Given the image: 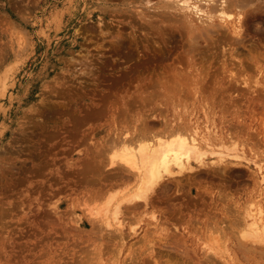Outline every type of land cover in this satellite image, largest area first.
<instances>
[{
  "label": "rangeland",
  "instance_id": "obj_1",
  "mask_svg": "<svg viewBox=\"0 0 264 264\" xmlns=\"http://www.w3.org/2000/svg\"><path fill=\"white\" fill-rule=\"evenodd\" d=\"M166 1L0 0V264H202L206 255L215 264H264V243L250 244L244 230L247 214L264 210V0H241L250 8L226 0L235 6L226 12L243 21L239 37L216 17L185 16ZM236 37L241 45L231 44ZM182 73L183 84L165 95L161 80ZM230 77L241 79L235 90L224 87ZM177 121L240 158L209 155L210 167L174 168L147 206L123 202L122 215L104 216L135 183L108 166L116 141L134 146ZM240 230L252 249H235Z\"/></svg>",
  "mask_w": 264,
  "mask_h": 264
},
{
  "label": "bare ground",
  "instance_id": "obj_2",
  "mask_svg": "<svg viewBox=\"0 0 264 264\" xmlns=\"http://www.w3.org/2000/svg\"><path fill=\"white\" fill-rule=\"evenodd\" d=\"M137 1V0H136ZM139 1V0H138ZM232 1V0H231ZM233 1H235L236 2V0H233ZM238 2L237 3H239V0H237ZM131 2H132V0H131ZM141 2V1H140ZM217 2V0L215 1V0H167L165 3H164V5H163V7H167V8H172V9H174V11H179V10H184V12L186 11L187 13H189V15H187V14H185V16H191L190 15V13L191 14H193V15H196V16H198V18H200V16H201V18L203 17V15L205 16V18H207L208 19V21L210 20V22H211V24H212V22H213V20L211 21V19H213L214 17H216V19H220L222 22L224 21L225 23H226V25H227V27L229 28V31L231 32V34H233V35H235V36H238L239 37V35L241 34V27L244 25H241V23L243 22L241 19H240V17L238 16L239 14H236L237 15V17H235V19H234V16L232 17V15L233 14H231L232 13V11H231V13L230 14H228L226 11H227V9H229V8H231V5H232V7L234 6L233 5V2H232V4L231 3H229L228 1H224V0H222V1H220V3H218L217 5L218 6H215L216 3ZM242 1L240 0V3H241ZM244 3V2H243ZM243 3H241V4H243ZM247 3V1L244 3V4H246ZM258 3V2H257ZM240 4V5H241ZM249 4V3H248ZM251 4V3H250ZM124 5V4H123ZM145 5V4H144ZM203 5H207V10H206V8H205V11L203 10L204 9V7H203V9H202V6ZM237 5V4H236ZM253 5V4H252ZM252 5H250L249 7H248V5L246 4V6L248 7V8H250ZM245 6V5H244ZM245 6V8H247ZM257 6V5H256ZM220 7V8H219ZM235 7V6H234ZM236 7H240V6H236ZM243 7V6H242ZM242 7H240V9H243ZM254 7V6H253ZM166 8V9H167ZM244 8V9H245ZM256 8H258V6L256 7ZM236 9V8H235ZM235 9H234V11H235ZM238 9V8H237ZM240 9H239V11H240ZM230 10V9H229ZM166 11V10H165ZM238 11V12H239ZM246 11V10H245ZM162 12V11H161ZM237 12V11H236ZM237 12V13H238ZM244 11H242L241 10V12L240 13H242V15H240L241 17L242 16H245V18H246V15H244L245 13H243ZM146 14V13H145ZM165 14H167V13H165ZM253 14V13H252ZM235 15V16H236ZM254 15V14H253ZM166 16H168V14L166 15ZM169 16H171V15H169ZM178 16H180V15H178ZM182 16V15H181ZM185 16H183V17H185ZM196 16H194V17H196ZM200 18V19H201ZM182 19V18H181ZM185 19H188V18H185ZM193 19V18H192ZM243 19V18H242ZM204 20V19H203ZM206 20V19H205ZM215 20V19H214ZM185 21V20H184ZM189 21V20H188ZM190 21L192 22V20L190 19ZM217 21V20H216ZM218 22V21H217ZM220 22V21H219ZM218 22V23H219ZM209 23V22H208ZM166 24V23H165ZM192 24V23H191ZM221 23H219L218 25H220ZM186 25V24H185ZM184 25V26H185ZM189 25V24H188ZM222 25V27L224 26V24H221ZM209 27H210V25H208ZM216 26V25H215ZM191 27H192V25H191ZM204 27V26H203ZM218 27V26H217ZM221 26H219L218 28H220ZM221 27V28H222ZM225 27V26H224ZM189 28V27H188ZM193 28V27H192ZM195 28V27H194ZM207 28V31H204V32H210V31H212L213 30V28L214 29H216L214 26H212L211 28H212V30H208V27H205V29ZM220 28V29H221ZM227 28V29H228ZM202 29V28H201ZM201 29H199V30H197V32L198 31H200ZM204 29V30H205ZM210 29V28H209ZM226 29V30H227ZM190 30V28L188 29V31ZM195 30V31H196ZM203 31V30H202ZM216 31V30H215ZM215 31H213V33L215 34ZM190 32V31H189ZM188 32V33H189ZM217 32V31H216ZM244 32V31H243ZM191 33V32H190ZM190 33H189V35H190ZM212 33V34H213ZM197 34V33H196ZM202 34V35H201ZM201 34H199L198 33V35L200 36H203V32H201ZM213 34V35H214ZM217 34V33H216ZM192 35H193V33H192ZM212 35V36H213ZM224 36V35H223ZM193 37H195V36H193ZM204 37H208V35L206 36V34L204 35ZM221 38V37H220ZM225 38H227L226 36L224 37V39ZM229 38H231V37H229ZM237 38V37H236ZM196 39H198V38H196ZM209 39H210V35H209ZM212 39V38H211ZM219 39V38H218ZM223 39V40H224ZM237 39H239V38H237ZM241 39H242V37H241ZM241 39H239V40H236V39H234V41L231 43L232 45L235 43V41L236 42H238V41H240V42H238L239 44L240 43H242V41H241ZM220 40V39H219ZM223 40H222V42H223ZM227 41H228V39H226ZM226 40H224V41H226ZM233 40V39H232ZM218 41V40H217ZM229 42V41H228ZM231 42V41H230ZM118 43V42H117ZM116 43V44H117ZM194 43V42H193ZM238 43H236L234 46V48H237L238 49V46H236V45H239ZM191 44V43H190ZM230 44V43H229ZM228 44V45H229ZM230 44V45H231ZM229 45V46H230ZM241 45V44H240ZM193 46V45H192ZM228 46V47H229ZM198 48V47H197ZM229 48H231V46L229 47ZM228 48V49H229ZM230 50V49H229ZM231 50H233V47H232V49ZM230 50V51H231ZM235 54V53H234ZM239 55H240V53H238ZM238 54L236 53L235 55L236 56H238ZM234 55V56H235ZM235 56V57H236ZM247 60H249V59H247ZM240 61V60H239ZM241 62H242V60H241ZM243 63V62H242ZM242 65V64H241ZM257 65V64H256ZM186 73V72H185ZM188 74V73H187ZM196 74H198V75H200L199 73H196ZM179 75V77L178 76H176V77H173L172 78V80L174 79V81H170L169 82V80H164L165 82H163L162 80H161V85H160V87H159V85H158V87L160 88V89H162L163 90V92L165 93V95H171L172 94V92L173 91H175L174 90V88L175 87H177L178 86V84L180 85V84H183V82H182V80L184 81L185 79H183V78H181L182 76H183V73L182 74H178ZM181 75V76H180ZM184 77V76H183ZM188 78H190V76L188 77ZM193 79H192V84H194V85H196V90H195V92H199V90H200V87H199V85H198V83L195 81H193L194 80V78L195 77H192ZM197 78L198 77H196V79L195 80H197ZM200 78V77H199ZM229 79V83H227V85L226 86H224L225 88H231V89H233V90H235L234 88H237L238 87V85L240 84V83H238L239 82V80H240V82H241V79H237L236 80V77L234 78V77H230V78H228ZM244 79V78H243ZM188 80H191V79H188ZM199 80V79H198ZM245 80V79H244ZM157 82V81H156ZM257 82V81H256ZM256 82H254V83H256ZM154 84H155V82H153ZM160 83V82H159ZM159 83H157V84H159ZM178 83V84H177ZM225 83V82H224ZM242 83L244 84V86H247V85H249V82H247V80L246 81H243L242 80ZM258 83V82H257ZM152 84V83H151ZM154 84H152V87H156V84H155V86H154ZM222 84V83H221ZM190 85H191V83H190ZM225 85V84H224ZM257 85H259V84H257ZM184 86L185 85H181V88H184ZM186 86H188V85H186ZM185 86V87H186ZM243 86V85H242ZM255 86V85H254ZM180 88V87H179ZM189 88V87H188ZM187 88V89H188ZM190 88H191V86H190ZM185 89V88H184ZM183 89V90H184ZM152 90V89H151ZM159 90V89H158ZM182 90V91H183ZM188 90H190V89H188ZM224 90V89H223ZM161 91V90H160ZM178 92H180V90H177L176 91V93H178ZM194 92V93H195ZM153 93V92H152ZM157 93V92H156ZM181 93V92H180ZM161 94V93H160ZM163 94V93H162ZM161 94V95H162ZM175 94V93H174ZM173 94V95H174ZM164 95V94H163ZM176 96H177V94H175ZM174 95V96H175ZM180 95H182V94H180ZM196 95V94H195ZM178 98H180L179 97V93H178V96H177ZM184 97V96H183ZM164 98H166V97H164ZM168 98H170V97H168ZM177 98V99H178ZM161 99V98H160ZM175 99H176V97H175ZM152 100V99H151ZM150 100V101H151ZM172 100V99H171ZM179 101H180V99H178ZM153 101H154V99H153ZM156 101V100H155ZM150 103H152V102H150ZM163 103H166L165 101L163 102ZM145 104H149L148 102L147 103H145ZM154 104L156 105V103L154 102ZM160 101H158V105L160 106ZM175 104H176V101H175ZM181 104H182V101H181ZM183 104H185V103H183ZM151 105V104H150ZM157 105V106H158ZM179 106H181L180 104H178ZM158 106V107H159ZM165 106V105H164ZM177 106V105H176ZM178 107V106H177ZM164 108V107H163ZM167 108V107H166ZM171 108V107H170ZM153 109H154V107H153ZM169 109V108H168ZM176 119H178V118H176ZM175 119V120H176ZM171 121L173 122L174 120H172L171 119ZM178 122V121H177ZM171 123V122H170ZM184 124H186L185 122H183ZM181 124L182 123H176V124H173V123H171L170 125L168 124V125H166L165 126V128H163V132H161L162 134H161V136H160V134H158V133H160V131H157L158 133H157V135H155L156 134V132H152V133H154V135L153 134H149V135H153V136H150V139H148V140H146V141H140V142H137V143H134L135 145L134 146H131V145H128V144H126V140L124 141H116L117 143L114 145L115 146V149H114V151L110 154V157H109V163H108V166H110V167H113V168H115L116 169V167H117V170H119L118 172H119V174H117L118 175V177H120V178H124V176H129V177H133L134 178V181H135V183L130 187L131 189H133V190H131L128 194H126L127 196H123V198L122 199H120L119 201H116L115 203H113L112 205H110L108 208L107 207H105L106 208V210H105V214L109 211L110 213H107L106 215L104 214V216H110V215H112V218L113 219H115L116 217H118V215L119 214H121V209H122V204H123V202H125V203H127V205L126 206H128L129 208H135L136 206H137V204H138V202H136V201H142L145 205L146 204H148L149 203V201H152V199L150 200V197H149V195H150V192L152 193V192H154L155 190H156V186H160V184H162L163 182H167L168 180H170V179H172L173 178V173H174V168H176V169H178V173L180 174L182 171H184V170H192L194 167H193V165H195L196 167H205V166H207L206 164H208V166L210 167V164H212V163H206L205 162V159L207 158V157H209V155H211V156H216V159L217 160H215V162H225L228 158H231V159H238V158H240L239 157V155H238V153H236L235 151L234 152H230V151H228L227 150V148H225L224 147V150L222 149V151H220V150H215V145H214V143L212 142L213 140H211V139H209V138H207V137H201V136H199V134L197 133V131L196 130H194L193 129V127L190 129V133H188L187 132V130H186V128H185V130H184V128H182V126H181ZM189 125V124H188ZM163 126H164V124H163ZM162 126V127H163ZM193 129V131H191ZM147 130V129H146ZM146 130H144V132H148V130L146 131ZM209 130V129H208ZM142 131V130H141ZM209 131H211V130H209ZM209 131H207V133L206 134H210L209 133ZM143 132V131H142ZM141 132V133H142ZM187 132V133H186ZM213 133V132H212ZM138 134V133H137ZM144 134V133H143ZM140 135V134H139ZM148 135V136H149ZM212 135V134H211ZM138 136V135H137ZM205 136V135H204ZM219 137V136H218ZM139 141V140H138ZM219 141H220V143H221V141H222V139L220 138L219 139ZM221 146V148H223V144L222 145H220ZM232 150V149H231ZM241 151H242V149H241ZM245 153V152H244ZM243 154V153H242ZM241 156H243V155H241ZM244 158V157H243ZM227 163H229V162H227ZM213 165V164H212ZM219 165V164H218ZM222 165V164H221ZM227 165V164H226ZM225 165V166H226ZM220 166V165H219ZM212 167V166H211ZM221 167V166H220ZM213 168H215L216 169V167H213ZM218 168V167H217ZM117 171H116V173H118ZM215 172V171H214ZM128 177V178H129ZM198 177V176H197ZM259 184L261 183V184H264V175L262 174V172L261 173H259ZM174 179V178H173ZM172 179V180H173ZM179 180V179H178ZM166 184V183H165ZM164 185V183L161 185V186H163ZM178 185V184H177ZM160 186V187H161ZM167 186V185H166ZM162 188V187H161ZM160 188V189H161ZM262 188V187H261ZM264 188V187H263ZM155 194V193H154ZM153 196V195H152ZM151 196V197H152ZM212 196V195H211ZM125 197V198H124ZM263 202V201H262ZM258 204V203H257ZM260 204V203H259ZM258 204V205H259ZM264 204V203H263ZM147 206V205H146ZM256 205H253V206H251L250 207V209L251 208H253V207H255ZM260 206V205H259ZM111 207H112V209H111ZM247 207H248V205H247ZM257 207V206H256ZM247 209H249V208H247ZM254 209V208H253ZM264 209V208H263ZM211 210V209H210ZM225 210V209H224ZM239 210V209H238ZM242 210V209H241ZM245 210V209H244ZM242 212H244V211H242ZM246 212V211H245ZM238 213H240V210H239V212ZM248 213V212H247ZM207 214V213H206ZM224 214V213H223ZM244 214V213H243ZM242 214V215H243ZM246 214V213H245ZM122 215V214H121ZM225 216V215H224ZM238 216H240V217H242L241 215H238ZM244 216V215H243ZM240 217H239V219H240ZM245 217V216H244ZM243 217V218H244ZM103 218V217H102ZM245 218H247V219H249V221H250V223L248 222V224L246 223V225L248 226V229H244L245 231H248L250 234H247V237H249L251 240H253V241H251L249 238V243L251 242V243H253L254 241H259V242H261L260 244H262V242L264 243V210H262L261 209V207H259V209H257L256 208V210H253V211H250L248 214H247V217H245ZM244 218V219H245ZM103 219H105L104 220V224H105V226H107V227H110L111 226V224H110V221H109V218H103ZM102 219V220H103ZM158 219V218H157ZM156 219V220H157ZM196 219V218H195ZM194 219V220H195ZM93 220V219H92ZM92 220H91V222H92ZM95 220V219H94ZM232 220H233V226H234V218H232ZM237 220V219H236ZM246 220V219H245ZM245 220H243L242 218H241V224L243 225V223H242V221L244 222ZM101 221V220H100ZM193 221V220H192ZM230 221V220H229ZM238 221V220H237ZM240 221H238V222H240ZM95 222V221H94ZM97 222V221H96ZM95 222V223H96ZM217 222H219V221H217ZM222 222V221H221ZM220 222V223H221ZM93 223V222H92ZM209 223V222H208ZM213 223V222H212ZM223 223V222H222ZM221 223V224H222ZM245 223H244V225H245ZM156 224V223H155ZM211 224V223H210ZM229 225L231 224V223H228ZM237 224H239V225H237V226H241L240 225V223H237ZM117 225H118V230L120 231L121 229V227L123 226V223L122 222H120V221H117ZM192 225V224H191ZM218 225V224H217ZM223 225H224V223H223ZM235 225H236V223H235ZM187 226H188V223H187ZM222 226V225H221ZM221 226H219V227H221ZM232 226V227H233ZM236 226V227H237ZM173 227H174V225H173ZM172 227V228H173ZM214 227H216V229L218 230V226H216V224H215V226ZM230 228H231V226H229ZM236 227H234V228H236ZM242 227V226H241ZM241 227H240V229H241ZM245 227V226H244ZM159 228H160V226H159ZM161 228H162V226H161ZM160 228V229H161ZM210 228V227H209ZM226 228V224H225V227H224V229ZM234 228H233V230H234ZM215 228H213V230H214ZM220 229V228H219ZM232 229V228H231ZM237 229V231L239 230V228H236ZM242 229H243V227H242ZM173 230V229H172ZM174 230H175V228H174ZM211 230H212V228H211ZM212 230V231H213ZM221 230H223V228H221ZM230 230V229H229ZM118 231V232H119ZM182 231H183V229H182ZM184 231H186V230H184ZM215 231V230H214ZM228 231V230H227ZM230 231H232V230H230ZM241 231V230H240ZM121 232V231H120ZM173 231H171V233H172ZM217 232H219V231H217ZM233 232V231H232ZM236 232V231H235ZM174 233H176V232H174ZM239 233V232H238ZM238 233H236V236H238L237 237V239H239L238 240V242L240 241V240H242L243 238H245L246 237V235H245V232L242 234V231L239 233L241 236H239V234ZM225 234H226V232H225ZM238 234V235H237ZM167 235H168V233L166 234V237H167ZM171 235V236H170ZM169 236L170 237H172V234H170ZM235 235V234H234ZM230 236V235H229ZM232 236V235H231ZM221 237H222V235H221ZM220 237V238H221ZM190 238V237H189ZM219 238V239H220ZM227 238V237H226ZM232 238H234L235 239V237H232ZM259 238H261L262 239V241H260V240H258ZM168 239V241H171V239L170 238H167ZM170 239V240H169ZM173 239V238H172ZM178 239V238H177ZM182 239H183V237H182ZM185 239V238H184ZM216 239V238H215ZM228 239V238H227ZM256 239V240H255ZM181 240V239H180ZM186 240H187V236H186ZM191 240V239H190ZM190 240H189V242H190ZM225 240V239H224ZM230 240V239H229ZM229 240H228V242H229ZM247 240V239H246ZM166 241V243H167V240H166V238H164V242ZM178 241V240H177ZM183 241V240H182ZM181 241V242H182ZM216 241V240H215ZM218 241V240H217ZM247 241V242H248ZM174 242V241H173ZM172 242V244H174ZM181 242H179L180 244H181ZM236 243V244H238L237 246L235 245L234 247H235V249L236 250H238V249H241V250H249V248H251L252 246H253V244H252V246L251 245H249V246H247V242H245V239H243V242H239V243ZM169 244L171 243V242H168ZM167 243V244H168ZM178 243V242H177ZM183 243V242H182ZM187 243V242H186ZM224 243H227L226 242V240H225V242ZM233 243V242H232ZM231 243V244H232ZM250 243V244H251ZM176 244V243H175ZM179 244V245H180ZM189 243H187V245H188ZM230 244V243H229ZM254 244H256V242L254 243ZM178 245V246H179ZM187 245H186V247H187ZM257 245H258V243H257ZM256 245V246H257ZM177 246V245H176ZM177 246V247H178ZM190 246V245H189ZM195 246V245H194ZM204 246V245H203ZM233 246V245H232ZM262 246V245H261ZM185 246L183 247V248H186ZM197 247V246H196ZM206 247H207V245H206ZM223 247H224V245H223ZM225 247H227V246H225ZM264 247V246H263ZM202 248V250H200V251H202V252H204L203 251V247H201ZM256 248V247H255ZM255 248H253V249H255ZM258 248L260 249V245L258 246ZM257 248V249H258ZM151 249H153V248H151ZM196 249V248H195ZM204 249H206L205 248V246H204ZM225 249V248H224ZM230 249V248H229ZM252 249V248H251ZM257 249L256 250H254L255 251V253H256V251H257ZM263 249V248H262ZM261 249V250H262ZM182 250V249H181ZM194 250V249H193ZM197 250V249H196ZM214 249H212V251H213ZM217 250V249H216ZM216 250L214 251V253L216 252ZM226 250V249H225ZM152 251V250H151ZM167 251V250H166ZM219 251V250H218ZM217 251V252H218ZM223 251V250H222ZM233 250H231V252H232ZM245 251V252H246ZM193 252H195V251H193ZM193 252L191 253V255L192 256H194L193 255ZM220 252H221V250H220ZM220 252H218L219 254H220ZM253 252V251H252ZM251 252V253H252ZM152 253H154V252H151V254ZM186 253H187V251H186ZM186 253H185V255H186ZM208 253V251H206V254ZM209 253H211V255H212V252H211V250H209ZM208 253V255H210ZM214 253H213V255H214ZM217 253V254H218ZM225 253V252H224ZM224 253H222V254H224ZM227 253H229V251L227 252L226 251V255H227ZM233 253V252H232ZM231 253V254H232ZM260 255H262L263 253L260 251ZM167 254V253H166ZM199 254V253H198ZM224 254V255H225ZM257 254H259L258 253V251H257ZM150 255V254H149ZM204 255H205V253H204ZM210 255V256H211ZM215 255H216V253H215ZM215 255H214V257H215ZM258 256V257H261V256ZM164 256V255H163ZM191 256V257H192ZM217 256V255H216ZM149 257V256H148ZM155 257V256H154ZM154 257L152 258V261L154 260ZM185 257V256H184ZM204 257V256H203ZM212 257V256H211ZM221 257H223V256H221ZM257 257V258H258ZM187 258V257H186ZM193 258H195V257H193ZM166 259V258H165ZM168 259V258H167ZM203 259V262H201L202 264H215L214 262H212L213 261V259L212 260H210V258L209 257H207V255L205 256V258H202ZM216 259V261H217V258H214V260ZM219 259H223L224 261H225V258H220V256H219V258H218V262H221V261H219ZM245 259V258H244ZM254 259V258H253ZM171 260V259H170ZM223 260H222V262H223ZM258 260H260V259H258ZM159 261H160V259H159ZM165 261V260H164ZM172 261V260H171ZM194 261V260H193ZM196 261L198 262V260L196 259ZM201 261V260H200ZM199 261V262H200ZM238 261V260H237ZM173 262V261H172ZM188 262V261H187ZM217 262V263H218ZM232 262V261H231ZM240 261H238V263H239ZM250 262V261H249ZM254 262V261H253ZM256 262H258V261H256ZM189 263V262H188ZM225 263V262H224ZM263 263V262H262ZM261 263V264H262ZM154 264H159V262L158 261H156V259L154 260ZM163 264V263H162ZM165 264H173V263H171L169 260H167L166 262H165ZM174 264H178L177 262L176 263H174ZM193 264V263H192ZM195 264V263H194ZM221 264V263H220ZM223 264V263H222Z\"/></svg>",
  "mask_w": 264,
  "mask_h": 264
}]
</instances>
